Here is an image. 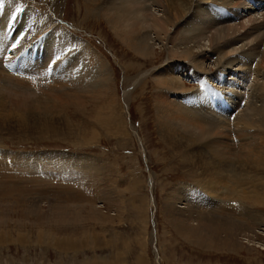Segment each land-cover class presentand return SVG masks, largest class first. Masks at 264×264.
Wrapping results in <instances>:
<instances>
[{
	"label": "rangeland",
	"instance_id": "1",
	"mask_svg": "<svg viewBox=\"0 0 264 264\" xmlns=\"http://www.w3.org/2000/svg\"><path fill=\"white\" fill-rule=\"evenodd\" d=\"M109 2L103 6L109 7ZM19 3L43 12L47 20H57L64 32H69L77 40H85V43L99 52L112 69L118 96L116 107L106 105L109 110L106 107L105 111L111 118L106 128L94 119L93 111L82 114L74 106L69 108H75L76 112L71 110L68 116L79 128V130L76 128L75 134L73 132L65 136H48L37 132L0 128V149L32 155L34 156L31 157L32 160H36L38 154L65 153L74 156L72 159L76 160L75 164L78 166L67 172L66 169L50 165L49 162L43 163L41 160L38 161V165H42L38 168L37 165L30 167L24 164L20 167L21 164L18 163L13 165L15 164L13 158L0 156V264H264V231L261 229L264 227V204L251 201L242 203L246 208L263 214L257 221L244 216L239 208L240 204L233 200L232 196L221 195V200L213 199L206 204L211 210L210 216L213 214V217L205 215L204 224L208 227L206 229L210 230L213 225L217 226L218 222L223 224L222 227L228 221L237 220V224L246 227L247 231L257 232L258 241H248L243 235L239 236L244 242L239 252L205 243L197 245L176 231L174 223H171L172 218L168 217L165 206L169 200L167 197H173L174 202L180 201L176 196L178 187L183 183L195 182L191 176L192 168L185 166V162H180L176 158V151H171L167 146L160 134L157 119L156 85L162 78L159 76L161 74L158 67L153 69L152 66L176 58L169 49L173 44H163L157 39L158 54L155 62L151 63L134 54L132 49L117 37L105 17L106 11L102 4L93 2L91 4L87 0H19ZM144 3L149 2L147 0L138 2L139 6H143ZM205 7L214 11L212 26L208 22L192 20L189 24L200 27L202 34L192 40L183 41L181 45L183 49L194 46L198 41L202 48H210L209 39L212 34H217L223 27L228 28L232 38L238 39L226 48L220 47L218 53L213 55L214 58L205 61L208 68H213L214 62L227 52L230 56H236L248 51L249 48L257 47L255 43L262 38H256V35H251L250 38L245 36V32L256 21L263 20L264 8L239 13L221 1H209ZM157 14L153 17L152 11L150 12V18L148 17L150 23L151 18L159 17V12ZM143 26L158 38L157 30L153 29L151 24L147 26L145 22L142 23L141 27ZM116 27L122 28L121 30L125 28L121 24H117ZM200 49L201 47H195V50ZM259 51V55L253 61V67L261 61L264 40ZM151 67L153 71L143 78H135L137 81L135 84L144 87L131 92L138 71ZM217 69L215 66L211 72ZM230 72L231 70L227 71L223 79L231 78ZM251 74L247 76L243 107L249 99L248 95L254 83L255 74L252 76ZM183 75L187 85L191 86L192 77L184 73ZM212 76L211 73L205 78L209 84L213 80ZM187 78L190 81H187ZM45 84L46 82L41 79L38 86ZM126 92H129V95ZM108 100L111 102L109 98ZM92 104L93 102L89 104V110ZM243 107H239L233 115H237ZM63 113L66 114L61 112L57 115L59 121L57 120L56 124L65 129ZM94 130L99 135L91 138ZM261 132L263 131L259 129L251 130L250 136L258 140ZM240 141L242 140L234 138L233 146L237 147ZM212 152H205L203 159L209 158ZM89 158L93 161L91 176L83 169ZM79 160L81 164L78 163ZM71 162L73 163L72 160ZM62 171L67 175L62 174ZM258 174L263 175V172ZM150 176L154 177L152 186ZM215 184L213 183V186ZM209 185L212 184L208 183ZM201 205H204L202 201ZM95 207L101 211L98 220L91 218L89 213ZM65 211L70 215L63 213ZM57 215L65 219L67 217V220L59 219ZM240 220L243 224L242 221L239 223ZM220 232L225 231L222 229Z\"/></svg>",
	"mask_w": 264,
	"mask_h": 264
},
{
	"label": "bare ground",
	"instance_id": "2",
	"mask_svg": "<svg viewBox=\"0 0 264 264\" xmlns=\"http://www.w3.org/2000/svg\"><path fill=\"white\" fill-rule=\"evenodd\" d=\"M87 1L102 6L110 1V6L107 5L109 7H102L106 11L104 14L107 21L117 37L140 58L155 62L158 54L157 39L163 44H173L169 49L176 58L166 60L167 62L161 65L153 63L152 67H158L161 74L159 76L162 78L158 79L155 98L160 134L171 151H176V158L192 168L191 176L195 179L193 184L183 183L178 187L176 196L180 201L174 202L173 197H167L169 200L166 201V211L168 217L172 218L171 223H174L176 231L197 245L205 243L237 252L244 244L240 235L248 241L259 239L257 232L247 231L246 227L237 224L235 218L236 222L228 221L222 227L223 224L218 222L217 226L213 225L210 230L206 229L208 227L204 224V219L210 216L211 211L206 204L221 195L232 196L233 200L240 204L241 213L251 220L257 221L263 215L246 208L242 203L251 201L264 204V52L261 61H257V66L253 67V61L259 55V48L264 40V13L262 21L257 18L258 21L249 30L244 31L245 36L250 38L251 35L262 38L255 43L257 47L249 48L236 56L225 53L214 62L218 68L215 72H211L215 66L208 68L205 61L211 59L220 47L226 48L236 42L238 38H232L228 28H220L217 34L209 37L210 48H202L199 41L185 49L181 45L183 41L192 40L202 34L200 27L189 24L192 20L209 24L213 22L214 11L205 7L209 1H221L228 8L242 13L255 9L259 11L264 8V0H147L149 3H144L143 6H139L140 0ZM151 11L153 17L159 12V17L151 18L150 23ZM145 22L147 26L151 24L152 28L157 30L158 38L152 35L149 29H145L146 27H141ZM58 23L55 19L47 20L43 12L35 8L32 10L24 3L20 4L19 0H0V128L37 132L48 136H65L73 132L75 134L77 127L73 120H69L68 114L71 110L76 112V109L69 108L70 106L77 107L82 114L93 111L98 124L103 128L107 127L111 118L105 111L106 105L116 107L118 96L112 69L108 67V61L85 43V40H77L69 32H64ZM117 24L125 28L121 30L122 28L116 27ZM195 47L201 49L195 50ZM152 67L138 71L134 79L143 78L153 71ZM229 70L232 77L223 79ZM183 73L192 77L191 86L185 82ZM211 73L213 80L209 84L205 78ZM251 73L255 74L254 83L248 95L249 99L243 107L247 76ZM159 76L156 78H160ZM41 79L46 84L38 86ZM187 81L190 79L187 78ZM136 82L135 79V86L129 91L144 87L141 84L136 85ZM126 93L129 95V92ZM107 98L111 102L107 101ZM92 102L89 110V104ZM239 107H243L242 110L233 115ZM61 112H66L62 116L66 124L65 129L56 124L57 120L59 121L57 115ZM254 129L263 131L258 140L250 136V131ZM94 131L91 138L99 135ZM234 138L242 140L237 147H234ZM204 151L213 152L209 158L203 159ZM0 156L13 158V165L18 163L21 164L20 167L24 164L30 167L37 165L38 168V161L41 160L43 163L49 162L50 165L66 169L67 172L74 166L78 167L76 160H73L74 156L65 153L38 154L39 160L37 157L32 160V155L0 149ZM90 158L83 167L89 176L93 169V161ZM65 171H62V174H65ZM153 180L154 177L150 176V185ZM208 183L212 185L208 186ZM213 183H216L215 186ZM201 201L204 205L200 206ZM96 208L89 213L91 218L98 220L101 211ZM63 213L70 215L66 211ZM62 217L59 219L67 220V217ZM210 217H213V214ZM241 223L243 224V221ZM222 229L225 234L220 232ZM261 229L264 231V227Z\"/></svg>",
	"mask_w": 264,
	"mask_h": 264
},
{
	"label": "snow or ice",
	"instance_id": "3",
	"mask_svg": "<svg viewBox=\"0 0 264 264\" xmlns=\"http://www.w3.org/2000/svg\"><path fill=\"white\" fill-rule=\"evenodd\" d=\"M13 19H15V17H13Z\"/></svg>",
	"mask_w": 264,
	"mask_h": 264
}]
</instances>
